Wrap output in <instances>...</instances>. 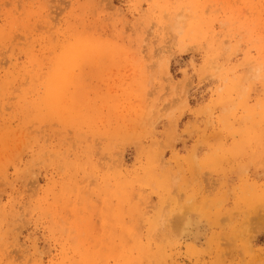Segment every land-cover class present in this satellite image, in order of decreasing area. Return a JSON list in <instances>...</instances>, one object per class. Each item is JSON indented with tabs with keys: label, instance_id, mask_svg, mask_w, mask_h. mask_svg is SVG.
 Instances as JSON below:
<instances>
[{
	"label": "rangeland",
	"instance_id": "1",
	"mask_svg": "<svg viewBox=\"0 0 264 264\" xmlns=\"http://www.w3.org/2000/svg\"><path fill=\"white\" fill-rule=\"evenodd\" d=\"M0 264H264V0H0Z\"/></svg>",
	"mask_w": 264,
	"mask_h": 264
},
{
	"label": "bare ground",
	"instance_id": "2",
	"mask_svg": "<svg viewBox=\"0 0 264 264\" xmlns=\"http://www.w3.org/2000/svg\"><path fill=\"white\" fill-rule=\"evenodd\" d=\"M177 222V221H176ZM180 222V221H179ZM177 232V231H176ZM189 235V234H188Z\"/></svg>",
	"mask_w": 264,
	"mask_h": 264
}]
</instances>
